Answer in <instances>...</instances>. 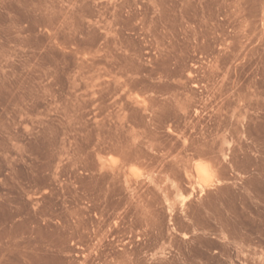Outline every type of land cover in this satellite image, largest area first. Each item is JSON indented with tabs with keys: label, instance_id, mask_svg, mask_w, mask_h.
Returning a JSON list of instances; mask_svg holds the SVG:
<instances>
[{
	"label": "rangeland",
	"instance_id": "obj_1",
	"mask_svg": "<svg viewBox=\"0 0 264 264\" xmlns=\"http://www.w3.org/2000/svg\"><path fill=\"white\" fill-rule=\"evenodd\" d=\"M0 264H264V0H0Z\"/></svg>",
	"mask_w": 264,
	"mask_h": 264
},
{
	"label": "bare ground",
	"instance_id": "obj_2",
	"mask_svg": "<svg viewBox=\"0 0 264 264\" xmlns=\"http://www.w3.org/2000/svg\"><path fill=\"white\" fill-rule=\"evenodd\" d=\"M200 171V170H199ZM200 173V172H199Z\"/></svg>",
	"mask_w": 264,
	"mask_h": 264
}]
</instances>
